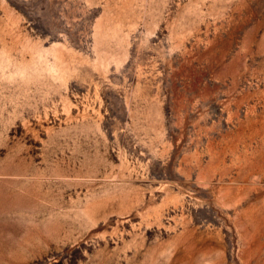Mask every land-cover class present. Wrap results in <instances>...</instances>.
<instances>
[{
    "label": "rangeland",
    "instance_id": "obj_1",
    "mask_svg": "<svg viewBox=\"0 0 264 264\" xmlns=\"http://www.w3.org/2000/svg\"><path fill=\"white\" fill-rule=\"evenodd\" d=\"M0 264H264V0H0Z\"/></svg>",
    "mask_w": 264,
    "mask_h": 264
}]
</instances>
